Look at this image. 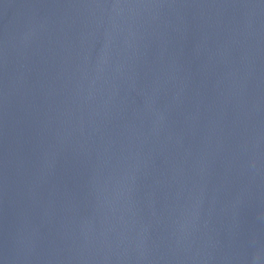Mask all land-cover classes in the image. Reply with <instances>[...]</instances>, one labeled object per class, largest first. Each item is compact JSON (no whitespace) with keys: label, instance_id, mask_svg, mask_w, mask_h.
Returning a JSON list of instances; mask_svg holds the SVG:
<instances>
[{"label":"water","instance_id":"1","mask_svg":"<svg viewBox=\"0 0 264 264\" xmlns=\"http://www.w3.org/2000/svg\"><path fill=\"white\" fill-rule=\"evenodd\" d=\"M0 264H264V0H0Z\"/></svg>","mask_w":264,"mask_h":264}]
</instances>
